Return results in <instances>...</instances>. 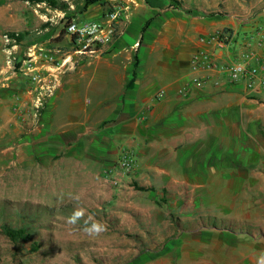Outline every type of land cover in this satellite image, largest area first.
Wrapping results in <instances>:
<instances>
[{
	"label": "rangeland",
	"instance_id": "rangeland-1",
	"mask_svg": "<svg viewBox=\"0 0 264 264\" xmlns=\"http://www.w3.org/2000/svg\"><path fill=\"white\" fill-rule=\"evenodd\" d=\"M70 1L76 9L91 4L90 0ZM262 7L260 4L256 12ZM56 10L46 3L0 0V93L9 94L14 101L4 106L11 116L5 111L0 116V264H220L209 257L201 259L198 243L190 242V237L205 229L243 232L247 237L264 235L256 221L222 219L221 215H230L208 200L212 191H206L207 198L197 195L199 190L179 196L168 180L155 181L151 164L165 169L184 166L175 165V158L170 156L173 150H166L161 158H146L143 163L135 149L119 148L118 158L100 172V188L73 171V165L61 164L60 156L51 158L49 145L53 141L45 139L42 121L62 76L83 62L75 59L66 67L58 66L61 54L56 51H70L61 45L66 26L79 21L60 19ZM113 10L109 8L105 15ZM79 18L83 22L98 20ZM8 23L12 25L3 28ZM243 23L255 25L253 37H257L261 52L250 49L229 63L244 62L248 54L261 56L264 52L263 24L256 25L257 18ZM57 31L60 35L54 37ZM230 31L219 30L210 37L226 36L227 44L233 37ZM47 39L49 43H45ZM250 64L258 66L254 61ZM258 69L254 87L242 82L236 91L238 100L218 102L221 116L205 112L186 118L184 124L183 117H173L163 137L165 142L181 145L176 153L198 141L203 145L215 143L216 149L207 150V165L215 158L223 166L240 168L247 158L251 165L255 160L254 171L264 172V62ZM157 93L154 101L166 98L167 91L161 99ZM230 106L238 107L230 110ZM192 158L202 161L199 156ZM123 162L131 168L121 169V179L115 184L106 171L121 167ZM197 183L190 182L192 187ZM94 224L99 231L93 229ZM5 225L25 228L29 240L12 242L3 231ZM226 246L229 243L224 242ZM236 249L242 245L237 244Z\"/></svg>",
	"mask_w": 264,
	"mask_h": 264
},
{
	"label": "crops",
	"instance_id": "crops-1",
	"mask_svg": "<svg viewBox=\"0 0 264 264\" xmlns=\"http://www.w3.org/2000/svg\"><path fill=\"white\" fill-rule=\"evenodd\" d=\"M63 1L70 5L67 11L56 10V17L63 20L83 22L79 16L101 19L109 8L120 5L130 7V20L124 35L108 43L101 56L83 61L62 76L41 125L45 139L55 144L49 145L51 158L60 156L61 164L73 165V171L100 188V172L118 158L119 148L135 149L143 163L173 150L170 156L175 165L184 166L165 169L151 164L155 181L168 180L179 196L199 190L197 195L207 198L206 191H212L208 200L230 215H221L222 219L256 221L264 230V172L254 171L255 160L251 165V160L243 158L245 166L234 168L212 158L213 163L207 165V150L216 149L215 143L198 141L176 153L181 145L163 139L173 117H183L184 124L186 118L205 112L221 116L219 101L238 100L240 86L230 85L215 72L192 70L191 59L198 52H207L224 64L238 60L250 49L260 53L257 37H253L255 25L244 26L243 22L257 18L256 25L264 26V0H97L78 9L70 0ZM260 4L263 7L256 12ZM9 23L3 28L12 25ZM225 29L231 30L233 37L222 47L200 41ZM59 35L57 31L54 37ZM69 42L65 35L62 47L69 48ZM160 89L167 91L166 98L156 102ZM7 101L14 103L9 94L0 93V116L2 111L11 113L4 107ZM234 107L238 106L228 108ZM197 156L205 157L196 162L192 157ZM195 181L198 183L192 187L190 182ZM197 233L190 242L198 243L201 259L209 257L220 264H264L263 234L247 237L243 232L208 229ZM224 242L229 246L223 247ZM237 244L242 249H236Z\"/></svg>",
	"mask_w": 264,
	"mask_h": 264
},
{
	"label": "built area",
	"instance_id": "built-area-1",
	"mask_svg": "<svg viewBox=\"0 0 264 264\" xmlns=\"http://www.w3.org/2000/svg\"><path fill=\"white\" fill-rule=\"evenodd\" d=\"M129 9L128 5H120L114 7L113 11L108 12L101 19L86 22L72 21L68 23L65 32L70 41L68 45L70 51H62L61 49L56 51L57 54H61L58 66L63 68L69 64H73L76 61L75 59L85 61L101 56L104 47L108 43L124 35L130 20ZM227 39L226 36L217 34L213 37H201L200 41L213 43L222 47L226 44ZM246 57L247 59L244 62L220 64L215 55L199 52L192 57L191 68L195 71L215 72L218 75H222L227 83L234 86H239L242 82H245L246 87L252 88L256 83L255 77L258 73V68L264 62V52L261 56L248 54ZM250 61L256 62L258 66H251ZM165 94V89L160 90L157 93V99L163 98ZM130 168L131 165L128 162H123L121 167L117 166L106 171V175L115 184H118L119 179H121L119 178L120 170L129 171Z\"/></svg>",
	"mask_w": 264,
	"mask_h": 264
},
{
	"label": "trees",
	"instance_id": "trees-1",
	"mask_svg": "<svg viewBox=\"0 0 264 264\" xmlns=\"http://www.w3.org/2000/svg\"><path fill=\"white\" fill-rule=\"evenodd\" d=\"M33 4L46 3L48 6L54 9H59L62 11H67L69 8L68 2L61 0H27ZM97 0H90V3H94ZM5 235L12 240V242L17 243L19 241L29 240L28 233L25 228H13L11 226L5 225L2 227ZM39 246L35 245V249Z\"/></svg>",
	"mask_w": 264,
	"mask_h": 264
},
{
	"label": "clouds",
	"instance_id": "clouds-1",
	"mask_svg": "<svg viewBox=\"0 0 264 264\" xmlns=\"http://www.w3.org/2000/svg\"><path fill=\"white\" fill-rule=\"evenodd\" d=\"M77 215H79V213H77ZM93 229L96 230V231H99L100 230L99 229V226L98 225H95V224L93 225Z\"/></svg>",
	"mask_w": 264,
	"mask_h": 264
}]
</instances>
